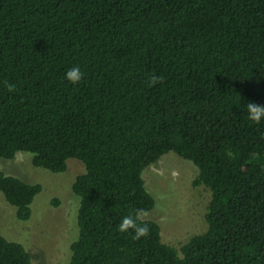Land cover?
Masks as SVG:
<instances>
[{"label": "trees", "instance_id": "16d2710c", "mask_svg": "<svg viewBox=\"0 0 264 264\" xmlns=\"http://www.w3.org/2000/svg\"><path fill=\"white\" fill-rule=\"evenodd\" d=\"M248 102L264 104V0H0V157L85 167L69 264H264V122ZM170 151L211 191L206 229L179 248L142 217L156 204L142 172ZM41 190L0 170L20 220ZM137 212L139 238L119 230ZM0 264L35 263L0 232Z\"/></svg>", "mask_w": 264, "mask_h": 264}, {"label": "rangeland", "instance_id": "374dc122", "mask_svg": "<svg viewBox=\"0 0 264 264\" xmlns=\"http://www.w3.org/2000/svg\"><path fill=\"white\" fill-rule=\"evenodd\" d=\"M32 157L23 151L12 159L0 157L1 171L42 185L27 220L18 219L15 207L0 193V232L22 243L35 264H69L70 246L79 231L80 201L73 183L84 171V164L69 158L66 170L56 173L34 166ZM198 172L191 161L171 151L142 172L147 190L156 199L155 207L142 217L157 221L163 242L177 248L207 227L205 212L211 191L203 184L193 185Z\"/></svg>", "mask_w": 264, "mask_h": 264}, {"label": "clouds", "instance_id": "9594fccd", "mask_svg": "<svg viewBox=\"0 0 264 264\" xmlns=\"http://www.w3.org/2000/svg\"><path fill=\"white\" fill-rule=\"evenodd\" d=\"M83 73L81 72L79 67H72L68 69L64 77L67 81L72 84H77L82 79ZM162 76H152L150 78V84L155 85L157 83H162ZM9 91L14 90V85H8ZM248 119L256 124H261L264 122V104H258L255 102H248L247 105ZM141 219L140 212H137L135 216L128 215L122 218V221L119 225V230L121 232H126L129 230H133L135 233V238H139L141 236H145L148 233V228L146 226H142L138 221Z\"/></svg>", "mask_w": 264, "mask_h": 264}]
</instances>
